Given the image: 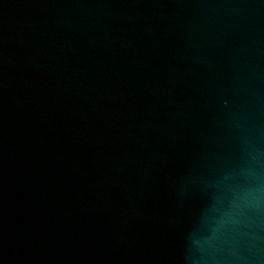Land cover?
Instances as JSON below:
<instances>
[{"label":"water","instance_id":"1","mask_svg":"<svg viewBox=\"0 0 264 264\" xmlns=\"http://www.w3.org/2000/svg\"><path fill=\"white\" fill-rule=\"evenodd\" d=\"M0 264H264V0H0Z\"/></svg>","mask_w":264,"mask_h":264}]
</instances>
